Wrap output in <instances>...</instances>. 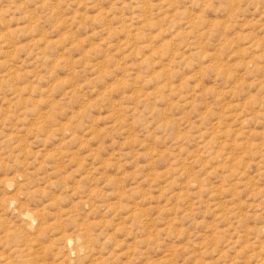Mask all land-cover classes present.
I'll use <instances>...</instances> for the list:
<instances>
[{
	"label": "rangeland",
	"instance_id": "rangeland-1",
	"mask_svg": "<svg viewBox=\"0 0 264 264\" xmlns=\"http://www.w3.org/2000/svg\"><path fill=\"white\" fill-rule=\"evenodd\" d=\"M0 264H264V0H0Z\"/></svg>",
	"mask_w": 264,
	"mask_h": 264
}]
</instances>
